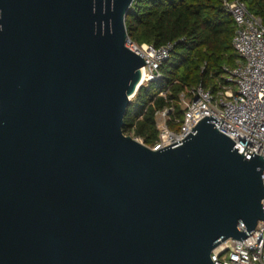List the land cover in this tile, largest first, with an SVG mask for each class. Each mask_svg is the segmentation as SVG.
Returning <instances> with one entry per match:
<instances>
[{
  "label": "water",
  "instance_id": "obj_1",
  "mask_svg": "<svg viewBox=\"0 0 264 264\" xmlns=\"http://www.w3.org/2000/svg\"><path fill=\"white\" fill-rule=\"evenodd\" d=\"M135 0H0V264H214L264 221V158L202 119L126 136Z\"/></svg>",
  "mask_w": 264,
  "mask_h": 264
},
{
  "label": "built area",
  "instance_id": "obj_2",
  "mask_svg": "<svg viewBox=\"0 0 264 264\" xmlns=\"http://www.w3.org/2000/svg\"><path fill=\"white\" fill-rule=\"evenodd\" d=\"M223 7L235 22L232 41L239 61L234 67H224L225 83L216 92L199 85L180 97L183 119L172 118L174 108L156 113L157 143L149 147L160 150L184 140L193 128L205 117H215L211 122L217 130L229 137L235 149L251 159L253 153L264 158V25L261 17L252 14L242 0H223ZM126 47L145 60L141 70L147 85L161 78L160 69L175 47L167 44L156 48L153 45H138L129 37ZM161 92L160 97L166 98ZM171 124L177 129H172ZM138 139L143 143V140ZM264 183V171L262 175ZM264 210V200L262 201ZM256 231L243 241L229 239L211 253L214 264H264V221Z\"/></svg>",
  "mask_w": 264,
  "mask_h": 264
},
{
  "label": "trees",
  "instance_id": "obj_3",
  "mask_svg": "<svg viewBox=\"0 0 264 264\" xmlns=\"http://www.w3.org/2000/svg\"><path fill=\"white\" fill-rule=\"evenodd\" d=\"M242 1L264 25V0ZM126 26L128 37L138 45H175L161 66V78L139 88L125 117L124 133L133 131L152 147L159 140L157 111L173 107L172 118L182 120V93L199 85L216 92L225 83L224 67L239 61L232 45L235 22L223 0H135ZM161 92L166 98L159 96Z\"/></svg>",
  "mask_w": 264,
  "mask_h": 264
},
{
  "label": "rangeland",
  "instance_id": "obj_4",
  "mask_svg": "<svg viewBox=\"0 0 264 264\" xmlns=\"http://www.w3.org/2000/svg\"><path fill=\"white\" fill-rule=\"evenodd\" d=\"M184 94L185 93H182L181 95H180V97H183L184 96ZM133 99V98H132ZM131 99V100H132ZM125 135L126 136H130V137H132V138H134V139H136V140H138L139 138H137L135 135H134V132L132 131V132H127V133H125ZM141 141V140H140Z\"/></svg>",
  "mask_w": 264,
  "mask_h": 264
},
{
  "label": "bare ground",
  "instance_id": "obj_5",
  "mask_svg": "<svg viewBox=\"0 0 264 264\" xmlns=\"http://www.w3.org/2000/svg\"><path fill=\"white\" fill-rule=\"evenodd\" d=\"M143 72V70H141V73ZM142 82H143V78H141V84H142Z\"/></svg>",
  "mask_w": 264,
  "mask_h": 264
}]
</instances>
